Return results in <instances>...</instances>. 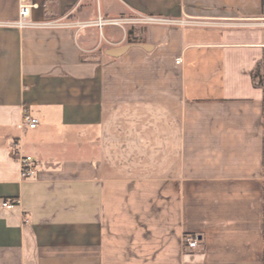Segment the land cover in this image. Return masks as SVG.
<instances>
[{"label":"crops","instance_id":"crops-1","mask_svg":"<svg viewBox=\"0 0 264 264\" xmlns=\"http://www.w3.org/2000/svg\"><path fill=\"white\" fill-rule=\"evenodd\" d=\"M32 1L73 25L0 0V264H264V0Z\"/></svg>","mask_w":264,"mask_h":264},{"label":"built area","instance_id":"built-area-1","mask_svg":"<svg viewBox=\"0 0 264 264\" xmlns=\"http://www.w3.org/2000/svg\"><path fill=\"white\" fill-rule=\"evenodd\" d=\"M38 7L39 4L32 0H19L17 19L12 22L1 23V24H7L18 28L65 27V26L73 25V23L62 20H45L42 22L32 20L31 19L32 10L37 9ZM111 22L119 25H123L124 23L167 24L172 22L176 24H196V25L201 24V22H196L188 19L173 21L157 15H137L131 17H123V18L113 19ZM99 23H101V19H99ZM25 122L30 128H35L39 120L36 117L26 115ZM20 164H21V177L23 179H27L35 176L36 174L35 161L32 155H21ZM1 203L3 206L7 208H12L19 203V199L6 197L5 199L2 200ZM184 242L189 247H197L199 245V239L196 236L185 235Z\"/></svg>","mask_w":264,"mask_h":264},{"label":"water","instance_id":"water-1","mask_svg":"<svg viewBox=\"0 0 264 264\" xmlns=\"http://www.w3.org/2000/svg\"><path fill=\"white\" fill-rule=\"evenodd\" d=\"M125 49H126V47L123 46V47H120V48H116V49H112V50H110V53H111L112 55H118L119 53H121V52L124 51Z\"/></svg>","mask_w":264,"mask_h":264},{"label":"rangeland","instance_id":"rangeland-1","mask_svg":"<svg viewBox=\"0 0 264 264\" xmlns=\"http://www.w3.org/2000/svg\"><path fill=\"white\" fill-rule=\"evenodd\" d=\"M131 16H132V15H131ZM131 16H130V17H131ZM139 25H140V24H139ZM127 30H128V27H127Z\"/></svg>","mask_w":264,"mask_h":264}]
</instances>
